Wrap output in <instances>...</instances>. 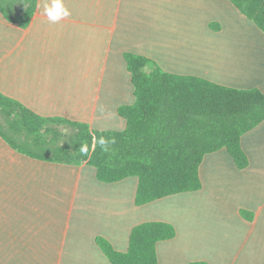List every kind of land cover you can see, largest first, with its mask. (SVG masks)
Returning a JSON list of instances; mask_svg holds the SVG:
<instances>
[{
  "label": "crops",
  "instance_id": "1",
  "mask_svg": "<svg viewBox=\"0 0 264 264\" xmlns=\"http://www.w3.org/2000/svg\"><path fill=\"white\" fill-rule=\"evenodd\" d=\"M64 4L71 15L53 24L37 0L25 29L0 13V92L38 116L124 130L117 109L135 100L125 53L169 74L264 93V33L231 0ZM240 145L246 168L217 150L200 164V190L137 206V178L103 183L89 165L33 159L0 137V264H110L96 238L124 253L144 222L175 229L156 244L158 264H264V121Z\"/></svg>",
  "mask_w": 264,
  "mask_h": 264
},
{
  "label": "trees",
  "instance_id": "2",
  "mask_svg": "<svg viewBox=\"0 0 264 264\" xmlns=\"http://www.w3.org/2000/svg\"><path fill=\"white\" fill-rule=\"evenodd\" d=\"M231 3L264 33V0ZM36 4L37 0H0V13L25 29ZM123 57L135 99L117 109L126 123L124 130L95 131L84 123L44 118L0 92V137L33 159L89 165L103 183L137 178V206L200 190V164L217 150L225 149L238 169L248 166L240 138L264 121V93L169 74L142 56L125 53ZM62 128L69 132L63 133ZM100 137L114 143L103 150L97 142ZM83 144L88 146L87 154L80 152ZM241 216L254 218L245 211ZM174 236L171 224L144 222L132 228L124 253L103 238H96V244L110 264H158L156 244Z\"/></svg>",
  "mask_w": 264,
  "mask_h": 264
},
{
  "label": "clouds",
  "instance_id": "3",
  "mask_svg": "<svg viewBox=\"0 0 264 264\" xmlns=\"http://www.w3.org/2000/svg\"><path fill=\"white\" fill-rule=\"evenodd\" d=\"M39 6L40 5H37V7ZM41 14L45 16L50 22L55 24L70 16L71 12L65 6L64 0H43V11ZM97 142L101 145L103 150H107L108 143H114V140L109 141L106 140L104 137H100ZM80 152L82 154H87V144H83L80 146Z\"/></svg>",
  "mask_w": 264,
  "mask_h": 264
},
{
  "label": "rangeland",
  "instance_id": "4",
  "mask_svg": "<svg viewBox=\"0 0 264 264\" xmlns=\"http://www.w3.org/2000/svg\"><path fill=\"white\" fill-rule=\"evenodd\" d=\"M63 133H67V132H69V130L67 129V128H62V130H61Z\"/></svg>",
  "mask_w": 264,
  "mask_h": 264
}]
</instances>
